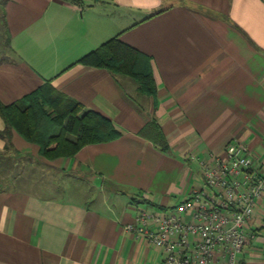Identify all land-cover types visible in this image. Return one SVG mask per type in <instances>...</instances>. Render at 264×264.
<instances>
[{
	"label": "crops",
	"instance_id": "crops-1",
	"mask_svg": "<svg viewBox=\"0 0 264 264\" xmlns=\"http://www.w3.org/2000/svg\"><path fill=\"white\" fill-rule=\"evenodd\" d=\"M4 19L0 103L49 84L119 135L54 160L0 137V264H158L169 252L138 233V207L165 218L231 142L264 165V0H8ZM116 36L149 57L154 97L75 64ZM149 121L167 151L138 134ZM245 230L237 264H264V192Z\"/></svg>",
	"mask_w": 264,
	"mask_h": 264
},
{
	"label": "built area",
	"instance_id": "built-area-1",
	"mask_svg": "<svg viewBox=\"0 0 264 264\" xmlns=\"http://www.w3.org/2000/svg\"><path fill=\"white\" fill-rule=\"evenodd\" d=\"M202 177L165 218H156L154 209L138 207V233L169 252L158 264H237L247 236L245 224L264 192V165L253 169L244 146L231 142L221 156L212 157ZM181 214L191 221L182 220ZM153 218L158 224L155 232L146 226ZM173 233L179 238L170 242ZM194 235L196 241L189 239Z\"/></svg>",
	"mask_w": 264,
	"mask_h": 264
},
{
	"label": "trees",
	"instance_id": "trees-1",
	"mask_svg": "<svg viewBox=\"0 0 264 264\" xmlns=\"http://www.w3.org/2000/svg\"><path fill=\"white\" fill-rule=\"evenodd\" d=\"M7 1L0 0V49L9 48L4 19ZM75 64L128 77L140 93L148 97L155 96L149 57L117 36L83 55ZM82 109L78 102L56 92L49 84H44L11 104L0 103V117L4 123L0 137H9L13 130L25 141L35 144L38 154L47 160L72 157L85 145L105 143L118 137L119 133L109 119L97 112ZM138 134L161 152L167 151L164 136L155 122L146 123Z\"/></svg>",
	"mask_w": 264,
	"mask_h": 264
},
{
	"label": "rangeland",
	"instance_id": "rangeland-1",
	"mask_svg": "<svg viewBox=\"0 0 264 264\" xmlns=\"http://www.w3.org/2000/svg\"><path fill=\"white\" fill-rule=\"evenodd\" d=\"M0 19H1V7H0ZM1 35H2V24H1V22H0V43H1ZM138 90V89H137ZM139 92V91H138ZM140 93V92H139ZM140 94H142V93H140ZM142 95H144V94H142Z\"/></svg>",
	"mask_w": 264,
	"mask_h": 264
}]
</instances>
